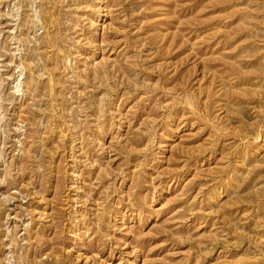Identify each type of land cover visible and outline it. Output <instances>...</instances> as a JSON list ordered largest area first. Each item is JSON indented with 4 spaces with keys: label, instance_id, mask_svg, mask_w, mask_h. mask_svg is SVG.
Returning <instances> with one entry per match:
<instances>
[{
    "label": "rangeland",
    "instance_id": "1",
    "mask_svg": "<svg viewBox=\"0 0 264 264\" xmlns=\"http://www.w3.org/2000/svg\"><path fill=\"white\" fill-rule=\"evenodd\" d=\"M0 264H264V0H0Z\"/></svg>",
    "mask_w": 264,
    "mask_h": 264
}]
</instances>
